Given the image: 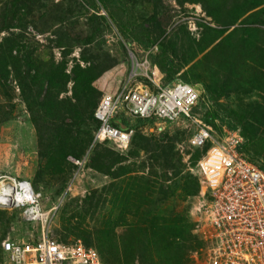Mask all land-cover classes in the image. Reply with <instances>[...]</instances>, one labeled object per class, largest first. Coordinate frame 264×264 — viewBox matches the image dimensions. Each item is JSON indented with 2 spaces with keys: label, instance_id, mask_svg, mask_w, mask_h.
Returning a JSON list of instances; mask_svg holds the SVG:
<instances>
[{
  "label": "trees",
  "instance_id": "16d2710c",
  "mask_svg": "<svg viewBox=\"0 0 264 264\" xmlns=\"http://www.w3.org/2000/svg\"><path fill=\"white\" fill-rule=\"evenodd\" d=\"M177 2L200 5L210 18L196 21L199 36L186 21L167 32L172 15L164 0H0V89L8 103L0 109V125L12 118L17 99L36 134L37 174L43 171L64 183L76 166L67 156L81 159L89 148L85 166L109 183L90 191L83 210L108 212L98 229L84 235L72 221L79 213L62 217L56 237L60 242L79 237L97 250L104 264H189L190 254L204 245L192 233L187 212L167 209V202L197 193L199 184L190 173H182L179 156L173 161L174 145L159 143L166 132L149 131L155 118L131 117L120 110L111 123L134 131L126 155L105 144L91 148L98 127L94 109L104 92L98 83L118 64L104 47V37L113 29L124 62L126 48L149 51L148 61L163 73V86L182 81L197 89L192 112L220 134L224 127L237 130L243 137L240 151L264 170V0ZM37 34L48 41L46 57L38 53ZM53 48L61 51L57 60ZM74 51L77 56H71ZM126 63L130 66V60ZM143 130L148 134H141ZM145 144L161 173L134 168ZM207 147L194 148L190 162L195 164Z\"/></svg>",
  "mask_w": 264,
  "mask_h": 264
},
{
  "label": "built area",
  "instance_id": "2783aa9c",
  "mask_svg": "<svg viewBox=\"0 0 264 264\" xmlns=\"http://www.w3.org/2000/svg\"><path fill=\"white\" fill-rule=\"evenodd\" d=\"M148 52L141 58L129 52L131 67L122 87L100 97L93 143L108 142L117 150L129 147L134 131L111 123L120 110L131 117L155 118L158 131L162 123L179 119L193 123L190 144H208L197 161L199 196L192 229L204 242L202 264H264V170L240 151L243 137L237 130L216 136L192 112L197 89L182 81L163 86V73L150 64ZM40 197L27 180L0 173V206L17 208L27 221L45 224L35 240L1 242L8 264H104L94 247L80 240L60 242L49 233L51 220L39 205Z\"/></svg>",
  "mask_w": 264,
  "mask_h": 264
},
{
  "label": "rangeland",
  "instance_id": "374dc122",
  "mask_svg": "<svg viewBox=\"0 0 264 264\" xmlns=\"http://www.w3.org/2000/svg\"><path fill=\"white\" fill-rule=\"evenodd\" d=\"M164 3V5H167L172 15L170 24L167 27V32L171 30L175 24L186 21L189 31H192L199 36L200 28L197 27L196 21H199L201 18H204L207 21L210 20L209 17L205 16V13L200 5H192L188 3L180 5L177 0H164ZM100 13L105 14L103 10L100 11ZM232 28H230V30ZM104 38L105 49L109 50L110 54L118 59V64L106 72L99 81L98 84L101 87V90L104 91L103 94L114 93L119 90L125 82L131 67V62L130 66L126 63L130 60V57L127 58L126 62L123 60L125 58V54L118 43L120 41V37L118 36L116 30L113 29L112 32L107 34ZM35 41L38 42V53H42V56L44 57L45 55L43 52L46 51V53H48V41L46 40L45 35H35ZM126 50L127 54L132 52L137 58H141V56L145 53L141 47L136 45H133L131 49L126 48ZM52 53L54 55V59L57 60L60 57L61 51L60 49L53 48ZM71 56H77V51L72 52ZM225 99L226 98L221 99L222 103L226 101ZM15 101L16 107L13 111L12 118L0 125V173L9 174L16 179L27 180L31 184L33 190L41 195L39 205L44 212L48 211L47 213L51 221L47 228L49 233L56 240H58L56 237V230L59 228L60 218L64 217L68 220L70 219V215L72 213H79L77 214L78 216L72 219L76 226L75 228L78 229V232H81L82 235H84V231L93 233L101 226V219H103V216L107 214L108 208H105L104 210L99 209V211L95 212L91 210L86 213L83 210L84 204L86 203L85 197L91 190L101 189L103 185L108 184L109 178L102 173L95 171L91 167L85 166L86 159L90 153L89 148L87 149L84 157L81 159L77 160L71 156H67L68 160L76 166L65 183L62 178H50V176L43 171L40 172L41 174H37L38 160L36 134L32 124L28 120V114L23 105L17 101V99H15ZM5 102L6 101L2 96V90L0 89V109H4V106L8 105V103ZM206 125L213 130L216 136H221V134L218 133L213 126L208 124ZM161 127L162 129L158 131L157 125H155V128H149V131L155 132L157 135L161 132H166L168 136L164 141L160 140L161 142L159 143L164 144L169 142L174 145L175 155L173 161H176L179 156L181 158V164L183 165L182 173H190L192 176L197 178L199 184L200 176L197 168V162L195 164L190 162V157L196 150L194 148H200L193 147L190 144L191 135L195 130L194 124L188 120L179 119L178 121L171 123H162ZM226 131H228V129L224 127L222 132L225 134ZM141 134L145 136L148 133L145 134V130H143ZM94 144L95 143H93L92 138L91 148ZM99 144H105V146L109 149L120 154L123 153L124 155H126L128 149L117 150L113 144L108 142ZM148 148H150V146L148 147L146 144L139 147L138 157L134 158V161L136 160L134 168L141 171L143 170L145 173L150 171L161 173L162 167L154 162L152 157L153 152H151ZM156 153H158V151H156ZM75 161H77V163H75ZM128 161H132V158ZM157 162H161V160H158ZM122 164H125V162ZM152 164L155 166L153 169ZM34 175H36L34 184L37 185V188L33 184ZM63 175L64 174H62V177ZM59 188L61 192L60 194L56 192ZM198 196L199 189L197 193L192 196H188L183 201L167 202V209L171 210L175 207L177 211L187 212L189 218L193 222V212L194 207H196ZM64 209L66 211H64ZM0 210L5 212V214H0V246L1 242L4 240L31 241L41 235L40 228L45 224H40L36 221H27L24 219L21 211L17 208L6 209L0 206ZM111 218L113 219L115 216L111 214ZM194 235L199 237L197 234ZM67 240L68 241L66 242L76 240H80L82 242V240L77 236L75 238L68 237ZM204 248V245H202L195 251L196 254H194L195 252L190 254L191 262L189 264H202L201 253ZM135 263L140 264L138 261H135L134 264ZM0 264H8L7 256L2 250H0Z\"/></svg>",
  "mask_w": 264,
  "mask_h": 264
}]
</instances>
